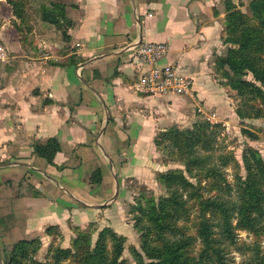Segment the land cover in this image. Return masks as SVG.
Listing matches in <instances>:
<instances>
[{
	"label": "crops",
	"instance_id": "obj_1",
	"mask_svg": "<svg viewBox=\"0 0 264 264\" xmlns=\"http://www.w3.org/2000/svg\"><path fill=\"white\" fill-rule=\"evenodd\" d=\"M59 1L75 23L69 42L42 22L24 40L3 39L10 60L0 66V257L21 240L51 245L50 227L66 246L76 228L128 225L119 201L106 202L126 180L154 182L155 137L194 106L136 91L146 72L140 43L167 44L161 63L193 81V98L225 103L213 73L227 52V0ZM72 57L81 62L59 66ZM97 169L103 180L92 185Z\"/></svg>",
	"mask_w": 264,
	"mask_h": 264
},
{
	"label": "trees",
	"instance_id": "obj_2",
	"mask_svg": "<svg viewBox=\"0 0 264 264\" xmlns=\"http://www.w3.org/2000/svg\"><path fill=\"white\" fill-rule=\"evenodd\" d=\"M30 1L7 0L15 18L21 22ZM225 9L224 44L228 45V50L225 56L216 58L215 73L223 81L222 85L235 91L241 100L237 110L241 119H264V0H252L250 14L232 0L225 2ZM40 21L61 33L65 42L70 41V30L75 23L67 16L65 4L42 5ZM80 62L81 59L72 57L59 66ZM243 133L257 139L247 130ZM155 144L168 157L176 155L184 169L158 175L157 180L165 189L164 196L142 195L129 207L128 216L141 242V251L133 252L136 264H231V247L250 253L241 264H264L260 245L239 247L237 234V231H247L257 237L264 234V160L260 153L253 148L244 153L246 175H238L232 186L224 172L228 164L222 168L212 164L210 156L216 150L215 139L202 132L198 125L188 130L169 129L157 136ZM102 180V171L97 169L91 176V184L100 185ZM194 208L197 209V230L192 235L183 223L191 219ZM76 230L78 235L72 239L70 248H53L51 243L50 262L35 260L42 246L41 239L36 238L11 246L5 251L3 263L129 264L122 259L127 239L113 228H105L95 239L96 230ZM46 234L54 241L61 235L57 227L48 228Z\"/></svg>",
	"mask_w": 264,
	"mask_h": 264
},
{
	"label": "rangeland",
	"instance_id": "obj_3",
	"mask_svg": "<svg viewBox=\"0 0 264 264\" xmlns=\"http://www.w3.org/2000/svg\"><path fill=\"white\" fill-rule=\"evenodd\" d=\"M247 3L239 2L245 7L242 9L245 13L250 14L249 3L252 0H246ZM51 2L61 3L59 0H31L25 6V19L24 22H21L19 19L15 18L13 14V9L11 5L7 2V0H0V46L5 47L3 39L13 37L16 34H21V40L27 38V34L33 31H39L40 28L44 26L41 25L40 21V13H41V6L47 5ZM63 4V3H62ZM238 4V5H240ZM41 25V26H40ZM51 27V26H50ZM227 29V26H226ZM226 29L225 34L223 37V42L226 38ZM52 33H56L57 31L51 27L50 29ZM59 33V32H58ZM228 50V45H226ZM6 48V47H5ZM7 49V48H6ZM8 50V49H7ZM9 53V52H8ZM227 54V52H226ZM225 54V55H226ZM224 55V56H225ZM221 57V56H220ZM10 60V54H9ZM9 60L6 63L0 61V66L3 64H8ZM215 65V64H214ZM179 73V70H177ZM189 84V92L188 93H167L183 97L186 100L192 101L194 105L193 107L188 106L187 109V117L182 119L181 125L173 121L164 128H162L157 136L163 132H166L172 128H179L181 130H188L193 126L198 125L202 132H206L210 134L216 142V150L214 153L211 154L212 164H215L218 167H224V164H228L227 167L224 168V172L226 175L227 182L232 186L235 184V179L238 175L245 177L246 171L244 167L243 156L244 153L249 149L253 148L260 153L261 158L264 160V119H241L237 115V110L240 108L241 100L238 99L237 94L235 91L231 90L229 87H226L223 84V81L220 80L219 76L215 73L214 68V77L216 84H218V90L220 93L222 92V97L225 100V103L222 105H210L207 106L204 102H199L194 97V89H193V81L189 77L183 76L179 73ZM164 95V94H161ZM195 100V101H193ZM185 112V111H184ZM174 120V119H173ZM219 126V127H217ZM164 129V130H163ZM243 130H247L250 133L257 136V139H251L247 135L243 133ZM157 136L154 139V144ZM156 146V144H155ZM157 148V146H156ZM158 150V148H157ZM159 157L157 162L161 169H156L157 171L154 173V182L153 183H141V181L136 179H129L126 180L123 186L119 183V190L118 195H115V200L119 201L120 208H123L121 215L123 216V224H128L123 226V230L116 231L119 235L126 237L127 241L124 246V253H123V260H126L129 264H136L133 252L134 251H141V242H140V235L134 228V223L131 220V216H128L129 207L134 205L135 202L145 195L146 197L155 196L159 198L165 195V189L160 185L157 178L160 173L168 172L169 170H178L184 169L182 164L176 159L175 156L168 157V154L165 151L158 150ZM230 161V163L228 162ZM234 160L236 162H234ZM121 187V188H120ZM209 196V195H208ZM225 198V196L223 195ZM229 196H226L228 198ZM234 197V193H233ZM112 199L111 201L106 202L108 206H113L115 204V200ZM197 209L191 210V219L183 223L184 227L188 229L190 234L196 233V222L195 219L197 215ZM130 226V227H128ZM96 230L94 233V239L98 237L99 232L96 228H86L83 229L84 232H88L90 230ZM114 229V228H113ZM82 230V229H80ZM115 230V229H114ZM123 232V233H120ZM75 235L72 239H75L78 235L77 230H75ZM239 237V247L244 248L247 245L258 244L260 245L262 251L264 252V234L260 237L254 236L247 231H237ZM61 238V235L58 236ZM41 239L40 237H37ZM36 239V238H35ZM56 238L53 241V248H70V244L63 246L61 243L58 242ZM32 240V239H28ZM15 243V242H14ZM42 244V239H41ZM14 245V244H13ZM12 245V246H13ZM43 245V244H42ZM50 246V245H49ZM49 246L42 247L39 253L35 256V260L39 262H50L51 255L48 254ZM197 249L200 247L199 243L196 245ZM8 250V249H7ZM42 251V252H41ZM229 258L232 260L231 264H241L243 261H246L250 257V253L246 250H238L236 247L229 248ZM1 255H5V251L1 250ZM3 261V257L1 256ZM70 261L65 262V264H70Z\"/></svg>",
	"mask_w": 264,
	"mask_h": 264
},
{
	"label": "built area",
	"instance_id": "obj_4",
	"mask_svg": "<svg viewBox=\"0 0 264 264\" xmlns=\"http://www.w3.org/2000/svg\"><path fill=\"white\" fill-rule=\"evenodd\" d=\"M139 62L146 68L135 89L147 95L167 93H188L190 84L171 64H162L167 57L169 47L165 43H142L136 51ZM9 60L8 50L0 46V61Z\"/></svg>",
	"mask_w": 264,
	"mask_h": 264
},
{
	"label": "water",
	"instance_id": "obj_5",
	"mask_svg": "<svg viewBox=\"0 0 264 264\" xmlns=\"http://www.w3.org/2000/svg\"><path fill=\"white\" fill-rule=\"evenodd\" d=\"M141 45V43L137 46V48L139 47ZM118 190H119V185H118ZM118 195V192H117V194H116V196ZM115 200V199H114ZM0 264H4L3 263V261H2V259H1V257H0Z\"/></svg>",
	"mask_w": 264,
	"mask_h": 264
}]
</instances>
